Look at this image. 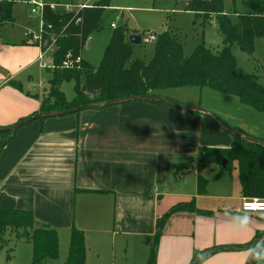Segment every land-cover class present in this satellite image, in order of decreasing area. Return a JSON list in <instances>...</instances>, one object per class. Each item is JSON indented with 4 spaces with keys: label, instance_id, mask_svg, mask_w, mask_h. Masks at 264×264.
Segmentation results:
<instances>
[{
    "label": "crops",
    "instance_id": "obj_1",
    "mask_svg": "<svg viewBox=\"0 0 264 264\" xmlns=\"http://www.w3.org/2000/svg\"><path fill=\"white\" fill-rule=\"evenodd\" d=\"M20 45L0 41V127L39 112L47 92L43 88L37 100L20 92L15 78L35 64L43 68L40 49L28 41ZM28 76L32 81L33 74ZM10 83H18V92ZM167 92L161 96L174 100ZM202 129L217 132L202 113L150 100L28 122L0 150V206L30 210L34 226L54 228L58 237L61 231L69 236L73 224L84 235V264H146L145 238L154 233L156 219L172 205L193 199L205 212L168 217L154 264H190L194 250L212 247L223 248L197 264H244L252 248L236 246L264 230V211L242 210L236 168L235 174L214 177L217 166L208 165L212 173H201L207 179L201 194L193 164L182 175L172 169L194 158L201 146L226 147L233 140L221 132L220 140L202 142L196 150L190 134ZM252 264H264V244Z\"/></svg>",
    "mask_w": 264,
    "mask_h": 264
},
{
    "label": "trees",
    "instance_id": "obj_2",
    "mask_svg": "<svg viewBox=\"0 0 264 264\" xmlns=\"http://www.w3.org/2000/svg\"><path fill=\"white\" fill-rule=\"evenodd\" d=\"M107 6L106 0L93 3L81 11V21L76 24L71 15H59L45 9L43 39L48 42L54 36L56 51L53 56L57 61L67 51L73 55L80 53L90 34L101 28L102 14ZM184 9L196 14H215L217 30L223 36V46L218 51L213 52L200 43L189 56H185L177 37L163 32L158 37L152 57L144 62L131 57L132 45L127 39L131 32L124 25L115 27L97 66L81 58L78 68L53 70L49 80L50 90L42 97L38 111H59L126 96H161L169 89L190 85L207 86L223 94L233 95L240 103L264 113V86L257 81L256 76L236 71L234 56L229 48L231 44H237L242 50L251 51L253 38L264 37V0H250L245 12L237 15V20L224 10L223 0H186ZM9 11L10 3L0 4V21L11 19ZM46 24H51L52 28L46 29ZM62 79L74 80L72 101H67L63 92L58 89V83ZM188 112L194 115L199 113ZM13 133L14 131L0 133V150ZM257 139L264 141V137ZM192 164L197 172V193H204L207 184L201 170L215 164L217 169L214 177L235 167L241 196L264 199V147L261 145L233 136L229 146H201L194 158L174 163L172 169L177 175H182L191 170ZM183 211L205 212L196 209L192 199L172 205L159 216L155 221L154 233L145 238L149 245L146 264L155 263L156 246L168 217ZM8 233H13L16 240H27L31 244V264H45L58 258L56 230L48 226H34V216L30 210L0 206V247L7 243ZM263 233L264 230L256 231L249 243L236 248L253 249ZM222 248L194 250L190 264H197L205 256ZM84 261V235L72 224L66 256L61 264H84Z\"/></svg>",
    "mask_w": 264,
    "mask_h": 264
},
{
    "label": "rangeland",
    "instance_id": "obj_3",
    "mask_svg": "<svg viewBox=\"0 0 264 264\" xmlns=\"http://www.w3.org/2000/svg\"><path fill=\"white\" fill-rule=\"evenodd\" d=\"M7 1L10 2L9 13L12 19H5L0 22V41L4 44L8 42L16 46H21L22 40L31 42L32 35H39L40 16L30 12L26 0ZM98 1L100 0H88L87 2L91 5ZM106 1L108 6L102 14L101 28L90 34L91 43L89 46L85 44L81 48L80 53L77 54V56L93 66L99 64L103 50L114 30V28L110 27V23H114L115 27L124 25L131 33L140 35L141 42L133 44L131 47V57L139 58L144 62H148L152 57L158 37L163 32L172 33L177 37L182 44V51L185 56H189L200 43H203L204 46L213 52L218 51L223 46V36L217 30L215 14L204 15L186 11L184 9L186 0ZM249 1L223 0V7L234 20H237V15L245 12ZM29 32H31V36L28 35ZM144 32L153 35L155 40L147 39ZM36 46L38 47V45ZM229 48L234 56L236 71L256 76L257 81L264 86V37L253 38L251 51L242 50L237 44H231ZM55 51L56 49L52 47L51 51L44 55V60L49 63L51 59L54 67H43L40 69L35 64L28 73L33 74L32 81L29 79L27 72H22L15 78L22 84V90L20 89L22 94L27 91L32 100H37V95H41L43 88H47V92H49V79L53 74V70L58 71L61 69L59 65L62 58L57 61L53 56ZM8 87L16 89L17 92L19 90L18 83L16 85L10 83ZM58 89L63 92L67 101L73 100V79L60 80ZM167 91L175 101L206 109L215 114L218 120L237 128L244 134L257 138L260 136L264 137V113L240 103L233 95L223 94L207 86L188 85ZM210 121L217 132H207L205 129L199 132H191L190 147H194L197 150V146L201 145L202 142L218 141L220 140L221 132L231 136L229 131L218 127L211 119ZM201 173L208 175L212 171L206 166L201 170ZM227 173L235 174L236 170L233 167ZM12 234L8 233L7 243L0 247V264H31V244L27 240H16ZM68 237L67 231L59 233L58 264L64 261ZM6 255L11 257L5 262Z\"/></svg>",
    "mask_w": 264,
    "mask_h": 264
},
{
    "label": "water",
    "instance_id": "obj_4",
    "mask_svg": "<svg viewBox=\"0 0 264 264\" xmlns=\"http://www.w3.org/2000/svg\"><path fill=\"white\" fill-rule=\"evenodd\" d=\"M127 39L131 45L139 44L141 42L140 35L134 34V33H130L127 36ZM90 42H91V39L88 38L86 41V46H89ZM135 100L158 101V102L165 103L167 105H170V106L175 107V108L180 109V110L196 111V112L202 113V114L206 115L209 119H211L218 127L229 131L233 136H236L242 140H245V141H248L251 143H256V144L264 147V141L257 139V138L249 137V136L243 134L237 128L229 126L228 124L218 120L217 117L213 113L207 111L206 109H203L199 106L182 104V103H179V102H177L171 98L164 97V96H158V95L126 96V97H121V98L110 99V100H107V101H104L101 103H87V104H83V105H79V106H75L72 108L59 110V111L36 112L32 115H29L23 119L16 121L15 123H13L9 126L0 127V133L13 132L17 128L21 127L22 125H24L28 122L34 121V120H40V119H44L47 117L61 116V115H65V114H72V113H75V112H78V111L84 110V109H100V108H104V107H107V106H110L113 104H117V103H121V102H128V101H135ZM224 163H225V160L222 161V164H224ZM263 244H264V233L261 236V238L258 240L257 244L252 249L251 254L249 255L248 259L245 261L244 264H252L254 262L257 254L260 251ZM8 258H9V256L6 255L5 256V262L8 261Z\"/></svg>",
    "mask_w": 264,
    "mask_h": 264
},
{
    "label": "built area",
    "instance_id": "obj_5",
    "mask_svg": "<svg viewBox=\"0 0 264 264\" xmlns=\"http://www.w3.org/2000/svg\"><path fill=\"white\" fill-rule=\"evenodd\" d=\"M27 5L29 6V10L31 13L40 16L41 24L39 35H32V43L38 45L40 49L38 64L41 67H54L51 63H47L44 60V55L51 51L54 46L55 38L51 36L50 40L47 42L43 39V31L45 29L44 22V12L45 9L48 8L51 11L56 12L59 15L68 14L71 15V18L74 19V23H78L80 21V13L83 9L92 6L89 5L87 0H75L69 2H56V1H48V0H26ZM71 19V20H72ZM111 28H115L114 23H110ZM52 28L51 24H46V29ZM146 38L149 40H155V37L147 32H144ZM31 36V32L28 33ZM56 49V48H55ZM81 62V57L77 55H73L70 51L66 52L63 55V58L60 62L61 69H72L78 68ZM241 208L243 211H264V199L258 198H243L241 203Z\"/></svg>",
    "mask_w": 264,
    "mask_h": 264
}]
</instances>
